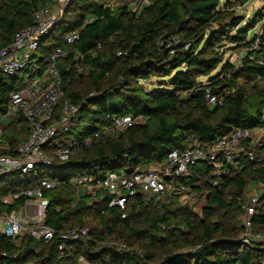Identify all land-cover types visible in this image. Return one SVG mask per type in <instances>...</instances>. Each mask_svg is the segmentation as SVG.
Listing matches in <instances>:
<instances>
[{
  "label": "trees",
  "instance_id": "1",
  "mask_svg": "<svg viewBox=\"0 0 264 264\" xmlns=\"http://www.w3.org/2000/svg\"><path fill=\"white\" fill-rule=\"evenodd\" d=\"M51 1L0 0V48ZM109 2L70 0L61 21L40 45L43 65L56 47L66 50L57 63L62 101L79 107L69 130L50 141L46 151L70 141L77 142L78 150L65 161L0 180V195H7L36 187L42 178H55L59 185L43 192L49 200L46 225L57 232L83 229L84 216L92 212L99 218V228L87 227V235L76 239L61 240L56 234L47 242L28 232L14 242L0 232V264H81L80 257L89 264H264L263 248L238 239L242 225L239 231L229 221H211L221 210L231 211L230 221L234 220L248 184L264 187L262 164L241 158L236 169L225 165L219 180L206 162L191 166L189 175L177 178L175 185L188 187V193L206 194L200 214L179 203L177 195L161 203L135 194L122 210L109 206L111 198L105 190L79 196L73 183L81 175L97 179L110 171L160 165L171 150L183 149L192 140L213 142L235 130L263 124L264 65L256 59L264 58V24L247 40L248 31L263 19L262 13L257 11L239 28L244 18L233 12L229 0L222 7L221 0H151L139 12L127 4L110 6ZM74 29L79 37L67 44L63 37ZM223 40L248 48L238 66L223 62L219 47ZM257 40V47L251 49ZM151 77L167 79L160 88L146 90L140 82ZM239 80L253 83L254 91L246 94ZM20 84L18 77L0 71V114ZM225 90L230 92L221 104L207 106L206 91L221 95ZM121 116L145 120L118 134H106L112 119ZM27 133L23 115L16 114L4 136L14 148ZM213 180L216 185L211 184ZM231 188L233 197L226 201ZM260 200L253 230L264 233V192ZM23 201L21 197L12 204H0V213L18 208ZM119 228L121 243L108 241L106 236ZM131 239L145 251L132 247ZM183 244L186 248L179 249ZM155 249L163 251L159 258Z\"/></svg>",
  "mask_w": 264,
  "mask_h": 264
},
{
  "label": "built area",
  "instance_id": "2",
  "mask_svg": "<svg viewBox=\"0 0 264 264\" xmlns=\"http://www.w3.org/2000/svg\"><path fill=\"white\" fill-rule=\"evenodd\" d=\"M114 1L108 5L113 6ZM69 2L70 0H53L36 10L33 22L17 31L11 42L0 48V71L21 80L20 86L9 94L6 111L0 114V180L8 174H28L35 166H51L65 161L78 150L77 142L70 141L66 146L46 151L50 141L69 130L77 117L79 107L68 100L62 101L57 63L65 57L66 50L56 47L45 65L41 62L40 53L42 39L61 21ZM78 37L79 31L74 29L66 33L63 40L71 44ZM257 45L258 40L251 49ZM117 54L120 55L121 52ZM256 63L264 65V58L256 59ZM229 92L225 90L221 95H214L206 91L207 106L221 104L222 97ZM261 112L264 122V107ZM16 114L23 115L28 133L26 138L13 148L5 138L4 131ZM144 120L142 116L114 117L112 124L106 127L104 132L118 134L134 123H143ZM241 158L264 166V123L248 130H235L213 142L193 140L183 149L171 150L160 165L148 169L138 166L120 169L107 172L97 179L91 175H81L74 178L73 182L81 186L79 190L76 188L77 195L103 189L110 195L109 206L115 205L123 210L127 198L135 194H141L144 198L160 195L162 199L172 195H186L188 187L176 186L175 180L189 175L191 166L196 163L206 162L211 165L219 180L226 172L225 165L236 169ZM216 182L213 180L211 184L216 185ZM58 185L59 181L55 178H42L36 187L0 195L1 205L12 204L24 197L18 208L0 213V232L14 242L27 232L37 240L46 242L56 234L61 240L76 239L80 234L86 235L85 229L57 232L46 225L45 216L49 200L43 192ZM263 192L264 187L259 192L256 190L251 193L247 203H242L243 225L238 239L245 244H256L264 249V233L254 231L252 221L256 209L262 205L260 197ZM59 250L63 252L62 245H59ZM2 256L5 257L6 253L2 252ZM79 260L81 264H88L82 257Z\"/></svg>",
  "mask_w": 264,
  "mask_h": 264
},
{
  "label": "rangeland",
  "instance_id": "3",
  "mask_svg": "<svg viewBox=\"0 0 264 264\" xmlns=\"http://www.w3.org/2000/svg\"><path fill=\"white\" fill-rule=\"evenodd\" d=\"M229 1L231 2L232 9L234 8L233 12L236 13L237 15H241L244 18L243 22L239 25V28L243 27L249 21H251L253 19V17L255 16L257 11L262 13L261 15L263 16V19L260 21H257L255 24V27L253 29L249 30L247 33V40L248 39L250 40L256 33L260 32V30L264 24V0H247L243 4H241V2L239 0H229ZM122 2H124V1L122 0ZM225 2H226V0H221V7L223 6V4ZM233 32H234V30H233ZM219 47L222 48L221 52L223 53V59H224L223 62L229 61V62L233 63L235 66H238L240 64V60L244 57V54L248 49V48H245L244 46H242V44H241V46L240 45L238 46L235 44H231V43L227 42L226 40H223V42L219 45ZM218 70H219V68L217 70H214L212 72V75L216 74V72ZM166 79L167 78L151 77L147 80H142L140 83L143 85L144 89H146V90L155 89L158 87L160 88L161 87L160 86L161 81H164ZM200 79H201V81H205L206 77H201ZM239 83L243 86L246 94H251L254 91L253 87H252L253 83H247V82H244L243 80H239ZM256 83L259 84L260 80L256 81ZM181 95H184V93H181ZM152 166H154L153 163H150L148 165H138V167L142 168V169H148ZM75 185H76V188L79 190L81 186L76 184V183H75ZM261 189H262V187L260 185L254 186L252 184H248L246 191H245V194L243 196V204L248 202V197L251 193H253L256 190L259 192ZM233 190H234V188L233 189L231 188L226 193V195H225L226 201H229L230 199H232V197H233L232 191ZM97 191H98V189H94V191H90L86 194L89 196H93L95 193H97ZM177 197L180 198V199H178L179 203H181L182 205L192 206L194 211L196 213L200 214V210L205 203L204 200L206 198V194L203 193L200 195L196 192L195 193L190 192V193H187L186 195H177ZM152 198L155 202L167 203L169 201L167 199L169 197H165L164 199H162L163 197L160 195L154 196ZM88 204H91V202H89ZM243 204H241V211L239 213H236V217L234 218V220L230 221L231 219H230L229 214H232L231 211L221 210V211H217V214L211 218V221L223 220L225 223L227 221H229V225H231L234 229H237L240 231V226L243 225V221H242ZM99 225H100L99 218L96 215H94L92 212L88 213L86 216H84L85 228H83V229L88 230L87 227L99 228ZM120 230H121V228H119V230H116L115 233L113 234V236H106V239L108 241H116L117 243L120 244L121 240H122L121 235H120ZM240 234L238 235V237L240 236ZM130 241H131L130 245L132 247L135 248L138 245L137 240L131 239ZM121 246L124 247L125 245L122 244ZM137 247L140 248L141 252L145 251V247H142L141 245H138ZM185 248H186V246L183 244L179 249H185ZM162 253H163V251H161L160 249L154 250V254L157 258H159L162 255Z\"/></svg>",
  "mask_w": 264,
  "mask_h": 264
},
{
  "label": "crops",
  "instance_id": "4",
  "mask_svg": "<svg viewBox=\"0 0 264 264\" xmlns=\"http://www.w3.org/2000/svg\"><path fill=\"white\" fill-rule=\"evenodd\" d=\"M111 1H113V0H111ZM120 1H122V0H115L114 4H127L130 9H132L136 12H139L140 8L143 5L149 3L151 0H125L126 3H124V2L120 3ZM254 186H256V185H254ZM261 187H263V186H261Z\"/></svg>",
  "mask_w": 264,
  "mask_h": 264
}]
</instances>
